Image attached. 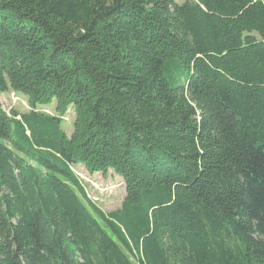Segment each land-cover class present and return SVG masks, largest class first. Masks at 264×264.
<instances>
[{
  "label": "trees",
  "instance_id": "16d2710c",
  "mask_svg": "<svg viewBox=\"0 0 264 264\" xmlns=\"http://www.w3.org/2000/svg\"><path fill=\"white\" fill-rule=\"evenodd\" d=\"M7 93L0 264H264V0H0Z\"/></svg>",
  "mask_w": 264,
  "mask_h": 264
},
{
  "label": "rangeland",
  "instance_id": "374dc122",
  "mask_svg": "<svg viewBox=\"0 0 264 264\" xmlns=\"http://www.w3.org/2000/svg\"><path fill=\"white\" fill-rule=\"evenodd\" d=\"M177 3H183L185 0H175ZM2 108L8 113L10 110H16L19 114H26L30 107L26 99L20 95L7 93L0 95ZM54 102L46 107H41L40 110L47 113H54ZM65 123L62 124L64 131L69 135L72 131V121L74 114L69 110ZM79 176L84 183L90 186L89 197L97 202L98 206L104 212H111L120 207V204L125 196L124 184L122 180L112 171H109L106 176L101 174L87 175L80 171Z\"/></svg>",
  "mask_w": 264,
  "mask_h": 264
},
{
  "label": "built area",
  "instance_id": "2783aa9c",
  "mask_svg": "<svg viewBox=\"0 0 264 264\" xmlns=\"http://www.w3.org/2000/svg\"><path fill=\"white\" fill-rule=\"evenodd\" d=\"M81 176V175H80Z\"/></svg>",
  "mask_w": 264,
  "mask_h": 264
}]
</instances>
